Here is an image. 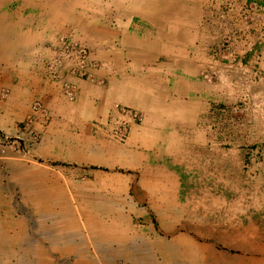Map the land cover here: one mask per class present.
Segmentation results:
<instances>
[{"label": "crops", "instance_id": "1", "mask_svg": "<svg viewBox=\"0 0 264 264\" xmlns=\"http://www.w3.org/2000/svg\"><path fill=\"white\" fill-rule=\"evenodd\" d=\"M230 2L0 0V132L29 137L30 116L42 161L0 168V264H264L263 172L215 138V97L236 90L203 78L237 60L264 75V14L227 46L240 8L264 0ZM59 37L99 65L68 77L73 100L45 72Z\"/></svg>", "mask_w": 264, "mask_h": 264}, {"label": "built area", "instance_id": "2", "mask_svg": "<svg viewBox=\"0 0 264 264\" xmlns=\"http://www.w3.org/2000/svg\"><path fill=\"white\" fill-rule=\"evenodd\" d=\"M232 3L226 0L225 4L234 8ZM258 14H264V8L256 2L240 8L239 18L235 20L236 25L227 39V46L235 47L237 42L245 40L246 36L253 32L249 25L257 23L254 16ZM239 25H246V28H240ZM261 31L264 32V29ZM223 47L225 48V45ZM235 64V69L227 75L203 74L206 81L215 80V84L223 88L236 90L233 101L223 102L219 96L215 97V138L221 139V146L237 149L244 158V168L250 167L252 175L263 172L264 176V75L259 70L247 72L239 60L235 61ZM98 67L99 65L90 59L84 45L67 37H59L53 56L45 62L46 74L51 79L60 81L62 92L68 100L75 98L76 90V85L68 77H83L94 81L92 71ZM0 96H7L4 88H0ZM32 108L34 111L45 112L41 102L37 100L32 103ZM120 111L136 122L141 121V114L136 110L123 107ZM30 118L29 116L28 119ZM126 134L127 127L124 123L117 128L114 136L117 140L124 141Z\"/></svg>", "mask_w": 264, "mask_h": 264}, {"label": "rangeland", "instance_id": "3", "mask_svg": "<svg viewBox=\"0 0 264 264\" xmlns=\"http://www.w3.org/2000/svg\"><path fill=\"white\" fill-rule=\"evenodd\" d=\"M20 126H22L23 128L28 130V132L30 134L29 137L25 138L24 136H21L19 134V132H16L10 136L6 135V137L4 138L5 135L1 134V132H0V168L2 166H5L4 163L8 159H11L13 166L18 165L19 161H22V162L25 161L28 165H37V164L42 163L41 159H38V157L36 155L34 156L36 144L40 143L39 142V135L36 134L32 130L31 123H30V121H28V119L22 125H19V127ZM17 127H18V124H17ZM4 149H10L11 150V153H10L11 156L5 155V153L3 152ZM29 150H32L31 153H33V155H28L27 160H24L23 159L24 157L20 156V154H23L26 151L28 152ZM12 170H15V169L12 167ZM6 190H7L6 194L8 196L10 195V197L12 199H16L15 201H13V209L16 207L15 208L16 210L15 209L14 210L16 212L20 213L19 211H17L18 207H19L18 197L20 196V191H19L18 187H14V186L12 187L11 186L10 192H9V188H6ZM29 212H30V208H29Z\"/></svg>", "mask_w": 264, "mask_h": 264}]
</instances>
